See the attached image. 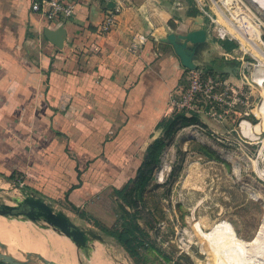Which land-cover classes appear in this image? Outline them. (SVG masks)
Wrapping results in <instances>:
<instances>
[{"label":"crops","instance_id":"0c3cea01","mask_svg":"<svg viewBox=\"0 0 264 264\" xmlns=\"http://www.w3.org/2000/svg\"><path fill=\"white\" fill-rule=\"evenodd\" d=\"M32 4L0 0V177L21 180L73 220L71 214H90L106 228L100 207L106 194L113 199L114 188L134 176L163 132L158 123L173 113L170 91L186 82L187 68L168 34L205 29L194 63L226 72L233 50L210 34L200 10L191 13L188 0H131L106 34L97 31L103 18L97 3L78 4L60 24H50ZM60 27L66 35L56 46L46 29ZM140 35L147 39L134 52ZM98 243L86 255L94 264L104 259Z\"/></svg>","mask_w":264,"mask_h":264},{"label":"rangeland","instance_id":"374dc122","mask_svg":"<svg viewBox=\"0 0 264 264\" xmlns=\"http://www.w3.org/2000/svg\"><path fill=\"white\" fill-rule=\"evenodd\" d=\"M214 1L264 45V0ZM214 1L188 0L193 9L205 16L206 27L214 38L237 42L227 69L231 73L230 82L247 91L248 103L239 106L237 112L241 117L235 114L219 120L211 115L219 122L217 127L207 123L206 114L201 112L206 126L199 118L198 122L176 130L168 143L166 139L165 145L157 146L153 152L158 158L156 167L151 173H144L137 187L129 185L127 196L131 203H124L130 213L127 220L138 224L144 240L136 256L92 222L90 214L82 217L71 214L76 223L97 230L107 239V244L98 243L104 259L96 264H106V258L107 264H264L263 246L251 248L245 258L243 252L237 256L230 251L252 240L264 220V84L253 75L259 74L255 65L259 64L263 70L264 66L246 49L243 40L222 23ZM213 68L226 70L225 67ZM241 119H246L248 126L239 128ZM13 181L17 182L0 177V187L11 185ZM12 194L19 196L20 191L0 190V201H6ZM111 196L110 200L106 194V205L100 207L105 206L101 211L106 210L101 223L113 228L122 223L119 207L122 200L115 193ZM56 207L62 206L57 204ZM2 218L22 220L36 230L70 241L46 224L24 218L0 216ZM70 243L73 264H94L82 250L77 262L74 245ZM19 254L21 260H16L23 264H45L41 256L50 258L20 246H15L10 255Z\"/></svg>","mask_w":264,"mask_h":264},{"label":"built area","instance_id":"2783aa9c","mask_svg":"<svg viewBox=\"0 0 264 264\" xmlns=\"http://www.w3.org/2000/svg\"><path fill=\"white\" fill-rule=\"evenodd\" d=\"M130 1L33 0L32 6L35 11L46 16L50 24H60L73 15L78 4L97 3L103 10V18L97 26V31L106 34L113 28L120 11ZM146 39V36L140 35L139 42L132 43L131 50L136 52L141 47L140 43ZM230 74L229 72L227 76H223L220 73H206L203 65L193 69L187 68L186 82L169 93V104L173 112L183 109L195 110L199 113L206 112L220 120L235 115L239 106L248 103V93L230 82Z\"/></svg>","mask_w":264,"mask_h":264},{"label":"water","instance_id":"95a60500","mask_svg":"<svg viewBox=\"0 0 264 264\" xmlns=\"http://www.w3.org/2000/svg\"><path fill=\"white\" fill-rule=\"evenodd\" d=\"M65 35L66 32L61 27L46 29L47 38L56 46L63 44ZM167 39L186 68L193 69L201 65L195 64L194 60L198 45L207 41L205 29L199 28L185 34L170 32ZM255 68L260 73L264 71L259 64L255 65ZM10 183L11 185L1 186L0 190H7L8 192L18 190L20 195L12 194L6 201H0V216L24 218L37 224H46L58 230L73 243L77 262H80L79 251L82 250L88 255L93 240L107 244L108 241L102 233L93 228L79 225L62 209L56 208L50 200L35 194L19 181ZM41 259L45 264H59L45 256H41ZM0 260L8 264H23L21 261L16 260L14 256L2 250H0Z\"/></svg>","mask_w":264,"mask_h":264},{"label":"bare ground","instance_id":"6f19581e","mask_svg":"<svg viewBox=\"0 0 264 264\" xmlns=\"http://www.w3.org/2000/svg\"><path fill=\"white\" fill-rule=\"evenodd\" d=\"M214 5L217 8V12L222 20V23L228 25L231 28V31L243 40V44L246 45V49H248V51L257 57L259 62H261V64L264 66V45L259 42L248 30H246L240 21L231 17L232 15L228 16L215 1ZM263 72L254 74L262 84H264ZM0 240V247L2 251H5L9 254L13 253L15 246H20L40 252L51 259H56L58 262H60V264H73L72 245L70 241L65 238L58 237L52 233H44L42 231L36 230L31 225L26 224V222L24 223V221L19 219H0ZM244 242L238 244L233 248V250H230L231 252H234L231 255L238 256L240 255V252H243L245 258L251 252V248L256 249L263 246L264 250V220L257 235L252 240ZM13 256L18 260H21L20 254Z\"/></svg>","mask_w":264,"mask_h":264},{"label":"trees","instance_id":"16d2710c","mask_svg":"<svg viewBox=\"0 0 264 264\" xmlns=\"http://www.w3.org/2000/svg\"><path fill=\"white\" fill-rule=\"evenodd\" d=\"M199 12L197 9H193L191 13ZM222 46L225 48L226 51H231L237 46V42L225 38L221 40ZM203 70L206 73H220L223 76H227L229 72L223 70H216L215 68L209 65H203ZM199 121V112L195 110H180L175 111L172 115L166 119L160 120L158 126H162L163 132L162 137L155 138L146 148L144 152V156L138 165L135 174L133 177H130L128 181L121 186L114 188V193L119 200L122 202L119 203V207L122 211L120 218L122 219L121 226H114L113 228H103L107 235L113 237L120 245H122L125 249L129 250V252L136 256L137 255V248L144 243L143 238L141 237V229L137 223L132 222L131 220H127L128 216L130 215L129 211L125 208V204L128 205L131 201L128 198L127 188L130 184H135L137 187V183L141 180V177L144 173L150 172L156 167L158 163V158L153 155V152L157 148V146L165 145L166 142L168 143L170 140V136L178 130L180 127L194 124ZM168 139V141H166ZM166 141V142H165ZM165 143V144H164ZM151 173V172H150ZM8 179H13L12 177H8ZM16 181H21L19 179H14ZM134 187V188H136ZM125 203V204H124ZM0 264H7L1 262Z\"/></svg>","mask_w":264,"mask_h":264}]
</instances>
